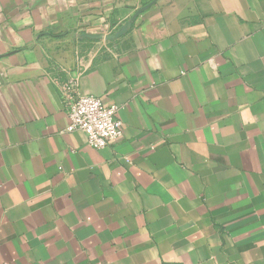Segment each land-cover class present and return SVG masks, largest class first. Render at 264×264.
<instances>
[{"label": "crops", "instance_id": "0c3cea01", "mask_svg": "<svg viewBox=\"0 0 264 264\" xmlns=\"http://www.w3.org/2000/svg\"><path fill=\"white\" fill-rule=\"evenodd\" d=\"M0 264H264V0H0Z\"/></svg>", "mask_w": 264, "mask_h": 264}, {"label": "built area", "instance_id": "2783aa9c", "mask_svg": "<svg viewBox=\"0 0 264 264\" xmlns=\"http://www.w3.org/2000/svg\"><path fill=\"white\" fill-rule=\"evenodd\" d=\"M81 76L82 72H78L63 85L69 121L66 131L82 133L90 147L102 150L124 135V124L119 118L120 107L80 94Z\"/></svg>", "mask_w": 264, "mask_h": 264}, {"label": "water", "instance_id": "95a60500", "mask_svg": "<svg viewBox=\"0 0 264 264\" xmlns=\"http://www.w3.org/2000/svg\"><path fill=\"white\" fill-rule=\"evenodd\" d=\"M153 4H154V3L152 2V3L148 4V5H146L145 7H143L142 9H140V10H139V11L133 16L132 20H131L130 22L126 23L125 26H124L121 30H119L117 33H115V34H113V35H109V36H107L106 39H107L108 41H112V40H116V39H119V38H121L122 36H124V35L128 32V30H129V28L131 27L132 23L137 19V17H138L141 13H143V12H145L147 9H149ZM80 37L83 38V39H90V40H102V39L104 38V36L101 35V34H88V33L82 34Z\"/></svg>", "mask_w": 264, "mask_h": 264}]
</instances>
